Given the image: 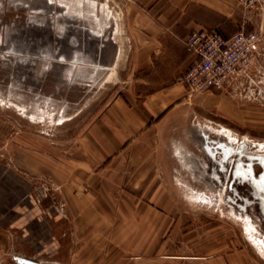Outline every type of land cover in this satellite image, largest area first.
<instances>
[{
    "label": "rangeland",
    "instance_id": "rangeland-1",
    "mask_svg": "<svg viewBox=\"0 0 264 264\" xmlns=\"http://www.w3.org/2000/svg\"><path fill=\"white\" fill-rule=\"evenodd\" d=\"M136 1L113 0L120 12L123 60L115 79L80 114L51 127L31 124L0 107V166L11 167V183L32 184L37 196L46 195L49 205H58L64 215L65 254L57 264H207L220 256L209 251L230 248L245 249L250 262L264 264V219L257 193L249 180L233 177L230 171L236 161L264 155V46L242 91H225L209 100L218 102V112L192 113L194 144L188 158L199 160L207 170L218 162L219 181L213 187L196 171H187L175 176L176 191H107L113 205L96 208L95 222L70 216L55 168L63 167L66 174L79 136L113 98L124 97L132 87L128 54L134 29L128 11ZM253 168L260 171L256 162ZM147 193L156 194L150 202L160 205H142Z\"/></svg>",
    "mask_w": 264,
    "mask_h": 264
},
{
    "label": "crops",
    "instance_id": "crops-1",
    "mask_svg": "<svg viewBox=\"0 0 264 264\" xmlns=\"http://www.w3.org/2000/svg\"><path fill=\"white\" fill-rule=\"evenodd\" d=\"M128 12L134 29L128 54L132 87L124 97L113 98L79 136L66 174L63 167L55 168L70 216L78 222H95L96 208L113 205L107 191H176L177 175L221 170L216 160L207 170L188 158L194 144L193 111L218 112V102L210 101L221 93L189 94L176 77L195 58L185 50L186 35L207 28L231 36L243 27L240 6L236 0H137ZM155 196L147 193L142 205L159 206L150 202ZM64 239L58 205L50 206L46 195L37 196L28 182L11 183V167L0 166V264H18L15 257L57 264L65 254ZM223 251H209L220 256L207 264H254L245 249Z\"/></svg>",
    "mask_w": 264,
    "mask_h": 264
},
{
    "label": "water",
    "instance_id": "water-1",
    "mask_svg": "<svg viewBox=\"0 0 264 264\" xmlns=\"http://www.w3.org/2000/svg\"><path fill=\"white\" fill-rule=\"evenodd\" d=\"M120 31L113 0H0V107L31 124L64 125L115 79ZM251 159L236 161L231 175L249 180L264 217V155Z\"/></svg>",
    "mask_w": 264,
    "mask_h": 264
},
{
    "label": "built area",
    "instance_id": "built-area-1",
    "mask_svg": "<svg viewBox=\"0 0 264 264\" xmlns=\"http://www.w3.org/2000/svg\"><path fill=\"white\" fill-rule=\"evenodd\" d=\"M236 1L245 18L243 27L231 36L207 28L186 35L185 50L195 58L176 80L189 94L242 91L250 80L264 46V0Z\"/></svg>",
    "mask_w": 264,
    "mask_h": 264
},
{
    "label": "bare ground",
    "instance_id": "bare-ground-1",
    "mask_svg": "<svg viewBox=\"0 0 264 264\" xmlns=\"http://www.w3.org/2000/svg\"><path fill=\"white\" fill-rule=\"evenodd\" d=\"M212 149V148H211ZM217 149V148H216ZM207 153H209V152H207ZM186 156V155H185ZM184 156V157H185ZM188 163V162H187ZM190 167V166H189ZM190 168H192V167H190ZM201 170V169H200ZM202 171V170H201ZM204 171V170H203ZM204 173L203 172H200L199 173V176L202 178H207V180H206V182L208 181V184L210 185V186H214L215 184H214V181L215 180H217V181H219V178H218V176H217V174H206V175H203ZM242 179V178H241ZM243 180V179H242ZM260 214H261V210H260ZM261 216H262V218L264 219V217H263V215L261 214Z\"/></svg>",
    "mask_w": 264,
    "mask_h": 264
},
{
    "label": "flooded vegetation",
    "instance_id": "flooded-vegetation-1",
    "mask_svg": "<svg viewBox=\"0 0 264 264\" xmlns=\"http://www.w3.org/2000/svg\"><path fill=\"white\" fill-rule=\"evenodd\" d=\"M238 157V156H237ZM231 161H234V159L233 160H231ZM229 169H230V167H229ZM231 171V170H230Z\"/></svg>",
    "mask_w": 264,
    "mask_h": 264
}]
</instances>
